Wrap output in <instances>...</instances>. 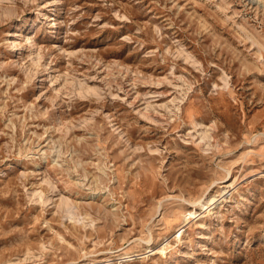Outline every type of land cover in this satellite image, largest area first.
Returning a JSON list of instances; mask_svg holds the SVG:
<instances>
[{
	"label": "rangeland",
	"instance_id": "obj_1",
	"mask_svg": "<svg viewBox=\"0 0 264 264\" xmlns=\"http://www.w3.org/2000/svg\"><path fill=\"white\" fill-rule=\"evenodd\" d=\"M0 264H264V0H0Z\"/></svg>",
	"mask_w": 264,
	"mask_h": 264
},
{
	"label": "bare ground",
	"instance_id": "obj_2",
	"mask_svg": "<svg viewBox=\"0 0 264 264\" xmlns=\"http://www.w3.org/2000/svg\"><path fill=\"white\" fill-rule=\"evenodd\" d=\"M234 183H231L229 186H232ZM229 188V187H228ZM215 200H216V195H214V194H209L208 195V198H207V200H206V204L207 205H209V207H207V209H209V211L211 210V206L214 204V202H215ZM64 212L66 213V216L67 217H70V218H73V216H72V214H71V210L69 209V208H65L64 209ZM211 212V211H210ZM65 213H63V214H65ZM74 214V213H73ZM78 217V216H77ZM76 220H79L78 218L76 219ZM81 221V220H80ZM181 233V232H180ZM178 237L180 236L179 234L177 235ZM180 238V237H179ZM168 241V240H167ZM164 244V243H163ZM162 244V245H163ZM165 245H167V243L165 244ZM165 245H164V247L161 249V251L162 252H165ZM128 258H129V256H127Z\"/></svg>",
	"mask_w": 264,
	"mask_h": 264
}]
</instances>
